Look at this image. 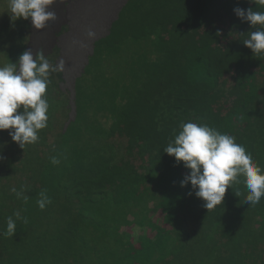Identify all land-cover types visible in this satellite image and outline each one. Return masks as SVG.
<instances>
[{"label":"trees","instance_id":"16d2710c","mask_svg":"<svg viewBox=\"0 0 264 264\" xmlns=\"http://www.w3.org/2000/svg\"><path fill=\"white\" fill-rule=\"evenodd\" d=\"M237 7L264 11L255 0H129L96 42L71 120L54 74L45 95L49 118L64 112L57 144L39 132L22 149L0 131V264H264V198L244 204L240 177L207 211L190 184L180 186L183 163L163 151L182 122L206 124L264 169V55L243 44L261 26ZM0 18L13 21L8 0ZM25 46L8 40L0 66ZM45 190L51 203L41 210ZM10 216L13 237L4 235Z\"/></svg>","mask_w":264,"mask_h":264},{"label":"clouds","instance_id":"9594fccd","mask_svg":"<svg viewBox=\"0 0 264 264\" xmlns=\"http://www.w3.org/2000/svg\"><path fill=\"white\" fill-rule=\"evenodd\" d=\"M104 1L89 0L83 9L80 8L76 12L75 7H81V0H60L59 4L64 2L61 8L59 4L54 6L56 0H8L12 20L23 19V26L30 25L31 20L32 28L29 32H33V28L40 31L45 44H47L45 37L50 36L48 41L53 45L50 51L43 52L42 48L38 47L39 40L34 38L33 44L35 43L37 47L31 51L28 45L30 38L24 31L22 43L26 44L25 52L20 55L16 63L9 61L8 64L0 66V131L11 130L9 131L11 140L22 149L26 145L35 144L39 139L40 130L48 126L49 103L45 94L46 91L49 92L56 73L60 79L56 81L57 86L54 83L53 86L63 93L64 103L70 110L69 97L63 92L61 86L65 77L64 62L70 64L81 58L75 51L80 48L79 45L73 49L65 44L68 36L71 33H77L79 39L90 43L87 54L89 63V58L95 51L96 42L105 39L111 33L112 24L120 19V14L129 2V0L119 1L113 17L106 23L103 20H107V17H103L102 13L100 16L98 13L103 6L100 3ZM249 2L253 3V0ZM255 3L264 7V0H255ZM107 7L108 5H105L104 8ZM234 13L241 20L248 22L252 28L261 26L260 29L250 32L249 38L245 39L243 44L252 51L254 56L264 55V11L237 7ZM62 15H68L69 18L63 19ZM2 19L0 18V34L6 28H12L8 27L7 19ZM50 29H53L51 33ZM44 30H47V35L42 34ZM17 33L18 31L8 30L0 36V50L5 48L8 40H14ZM87 64L82 67L83 70L81 69L82 72L75 81V102L78 81L83 77ZM71 119L73 118H69ZM180 129L174 140L163 151L174 157L177 164L183 163L188 174L185 175L180 186L183 188L190 184L195 196L204 201V208L207 211L223 205L226 191L233 184H239L240 177H243V183L247 189L244 204L254 206L261 201V198H264V169L253 161L251 153L237 143L235 137L221 133L206 124L193 122H182ZM166 144L167 142H164L163 145ZM51 163L56 165L60 161L52 157ZM12 191L16 193L17 198L27 201L28 197L24 195L23 189L17 191L13 188ZM236 196L239 197L240 193L237 192ZM50 203L46 190L40 192L37 200L38 207L44 210ZM14 216L27 223V219L21 217L20 211L15 212ZM15 229L16 222L10 216L7 219L4 235L13 237Z\"/></svg>","mask_w":264,"mask_h":264},{"label":"rangeland","instance_id":"374dc122","mask_svg":"<svg viewBox=\"0 0 264 264\" xmlns=\"http://www.w3.org/2000/svg\"><path fill=\"white\" fill-rule=\"evenodd\" d=\"M119 1L122 0H105L104 2H101L100 4L103 5L102 9L98 10V13L101 16V13L103 15V17H107V20H103V22H109V19H111L115 13L116 7L119 4ZM60 2V0H56V3L54 4V6L58 5ZM89 2V0H81V7L76 8L75 7V11L77 12L78 9L80 8H84L87 3ZM64 2L59 4V8L63 7ZM105 5H108L107 8H104ZM100 8V6H99ZM63 19H68V15H62ZM30 25L27 26H23V19H18V20H13V21H8V27H12L10 28V30L12 31H18V33L16 34L15 38H14V42L15 39H17L18 44H22L23 42V38H24V31L25 33L28 34L30 40L28 42V45H30V49H32L31 51L35 50V47H37V45L34 43L33 41L35 39L39 40V44L40 48H42L43 52L44 51H50L49 49L52 48L53 45L49 44V39L51 38L50 36H46L45 39L47 40V44H45L41 38L40 35V31H37L33 28V32H29L31 30V20L29 21ZM53 29H50V33L52 32ZM43 35H47V30H44L42 32ZM35 38V39H34ZM42 43V44H41ZM33 44V46H31ZM65 44H67L68 46H70L71 48L75 49L74 47L76 45H79L80 48L78 50H75L76 53L78 54V56L81 58L79 59V61H74L70 64H68L67 62H64V72H65V77L64 80L62 81V89L63 92L66 94V96L69 97V104H70V112H69V118H74L75 116V112H76V102L74 99L75 96V81L76 78L80 75V73L83 70V66L86 65L88 63V53L90 50V43H87L81 39L78 38L77 33H71L68 38L65 41ZM27 45V46H28ZM29 51V49H28ZM10 60L5 57L4 63H8ZM3 63V64H4ZM59 63V60H58ZM82 69V70H81ZM52 76V74L50 75V77ZM63 77V74L61 75V78ZM64 101L65 98L59 97L58 98V104L61 106L64 105ZM64 118V112L62 110V108L60 107L57 111L53 112L52 117H50L48 119V126L43 129L40 130L41 133L48 135L50 138L47 140V146H53L55 144H57V142L59 141V135H58V129L60 126V122L62 121V119ZM39 135V139L37 142H39L40 140L43 139V135L42 134H38ZM46 149V147L44 148V150ZM2 191V190H1ZM158 219V216L154 217V221H156ZM129 251L133 254H138L139 253V247L133 246V244L130 245L129 247Z\"/></svg>","mask_w":264,"mask_h":264}]
</instances>
